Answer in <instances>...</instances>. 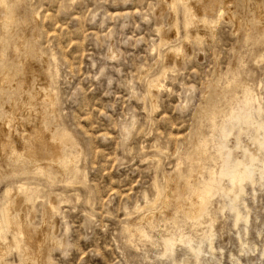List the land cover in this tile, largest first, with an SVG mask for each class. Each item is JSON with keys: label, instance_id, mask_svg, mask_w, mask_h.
<instances>
[{"label": "rangeland", "instance_id": "1", "mask_svg": "<svg viewBox=\"0 0 264 264\" xmlns=\"http://www.w3.org/2000/svg\"><path fill=\"white\" fill-rule=\"evenodd\" d=\"M207 1L214 9L206 17L214 21L220 5L216 0ZM259 1L264 12V0ZM255 2L233 0L230 6L242 23L222 20L214 33L203 30L201 21L186 30L184 21L192 15H185L181 6L174 11L163 0L18 1L15 9L27 22L26 50L17 53L14 42L7 54L15 57L14 64L20 57L35 61L51 88L57 90L56 111H46L45 127L54 133L68 129L78 137L80 146L75 149L78 167L63 174L54 172V179L28 166L20 175L0 177V201L7 188L18 191L25 184L21 194L32 192L35 200L30 211L34 215L26 225L31 235L53 220L47 241L52 250L42 264H160L155 259L160 238L172 222L182 224L185 215L173 202L165 205V194L158 196L157 191H163L167 177L179 176L178 167L184 174L196 172L193 182L201 177L199 171L210 170L211 150L204 146L211 134L213 120L209 118H220L223 108L227 110L241 95L242 82L253 84L264 97V57L259 58L264 55L260 44L264 20L253 9ZM196 17L200 19L197 12ZM173 20L179 25L178 36L172 33ZM200 30L208 36L189 39V43L188 33ZM165 31L171 36L163 41ZM108 46L118 53L115 57ZM172 52L178 57L167 60L166 54ZM43 57L48 58L47 63ZM164 67L172 70L160 89L151 80ZM0 113L2 117L1 109ZM184 184L181 178L175 194L182 201H186L181 191ZM145 195L157 202L147 204ZM247 199L253 214L246 239L254 252L241 251L235 229L224 216L215 223L218 261L212 264H264V255L259 253L264 251V193L259 191L254 202L250 195ZM5 235L7 261L24 264L26 258L13 233L6 231Z\"/></svg>", "mask_w": 264, "mask_h": 264}, {"label": "bare ground", "instance_id": "2", "mask_svg": "<svg viewBox=\"0 0 264 264\" xmlns=\"http://www.w3.org/2000/svg\"><path fill=\"white\" fill-rule=\"evenodd\" d=\"M18 1L19 0H0V109L3 113L2 117L0 113V177L20 175L26 172L28 166L30 169H35L39 173L46 175L48 179H54V172H56V174L59 172L63 174L72 167H78L77 163L79 159L75 149L79 146V141H77L78 137L76 136L77 138H75L68 129L64 130L63 128L62 132L54 133L45 127L44 124L47 121L46 111H56L57 90H55L54 87L51 88V85L41 69L30 56L26 58L20 57L17 59V63L14 64L12 62L15 57L12 54H7L8 48H13L14 42H16L17 53L26 50L25 47L28 34L24 33V31L26 30L27 22L24 15L20 12L17 13L15 9ZM163 1L167 2V5L174 11H178L181 6L183 8L182 12H184L185 15H192L191 19H186L184 21L186 30H189L192 24L197 27L198 21L202 22V27H199L203 30L207 29L208 32L216 31L218 24H221L222 20H229V22L234 21L236 25L242 23L240 17L234 13V7L232 8L230 6V4H233V0L215 1L216 5H220V8L218 9V16H216L217 19L214 21H210L209 18H207L208 16L206 17V14L208 12L211 13L214 9L212 6L206 4L208 1ZM262 7V3L256 0L253 9L257 11L260 15L259 17L264 20ZM196 12L200 15V19L196 17ZM36 18L39 19V15H37ZM248 32H251L250 29ZM172 33L175 36L179 35V25L177 21L172 25ZM262 33L264 34V32ZM204 34L205 36L207 35V33L202 30L196 33L190 32L188 33L187 40L189 41V39L198 36L203 37ZM35 36L37 37V35ZM170 36L171 33L165 31L162 36L163 41L168 40ZM260 44L264 45V39L260 41ZM108 47L111 56L115 57L118 53L114 47ZM179 48L178 51L181 53L182 50L180 49L184 47L181 44V48ZM175 57H178L177 52L166 54L167 60L175 59ZM262 57H264V55L260 54L259 58H261V61ZM53 59H55V57ZM43 60L47 63L48 58L43 57ZM169 70L164 67L161 74L159 73L155 79L151 78L152 85L162 89L160 86ZM246 72L247 71H245V74ZM235 74H237V72ZM56 77H58V75ZM54 83H56V81ZM147 83H150V81ZM225 108H223L224 111L221 113L222 115L219 119L214 120L213 118H209L213 120L210 123L211 134L206 137L204 146L208 152L211 150L212 166L208 168L210 170L207 173L199 171L198 173L201 177L196 178L193 182L191 177H197L196 172L194 173L192 170H187L186 174H184V170L178 167L179 176L173 175L172 177H167L165 179L163 191H157L158 196L162 193L165 194V205L169 204L171 201L185 215V221L182 224H180L182 221L180 223L176 221L172 222L171 226L166 227L165 234L160 238L159 242L157 240L159 249L156 253L157 255H155V259L160 264H163V261L169 264L217 263V249L214 245V240L217 236L215 223L219 218L224 216L229 220V226L235 229L236 240L241 246V251L254 252L253 246L250 244L252 242H248L246 239L250 234V226L252 224L251 213L253 214V207H251L252 205L247 199V195H250L252 202H254L257 199L259 191L264 193V97L259 96L253 84L242 82L241 95L237 96L229 104L227 110ZM129 129L131 128L129 127ZM80 143H82V141ZM125 149L126 148H124V150ZM158 156L159 155H157V157ZM179 165L180 164H178V166ZM77 170L79 171V169ZM78 176L80 178V174ZM181 178L185 179V184L182 185L181 191L185 194L186 201H182L175 196ZM27 180L28 179L25 181ZM40 182L42 181L40 180ZM19 183L21 184V182ZM50 186L54 187L52 185ZM25 187V184H22L18 191L7 188L0 201L2 204L0 208V213L2 215L0 221V264H13L8 262L6 258V231H11L13 233L19 250L23 251L26 258L24 264H42L46 261V256L52 250V246L49 247L50 245L48 246L47 241L51 235L48 230L52 227L53 220L46 221L43 228L39 229L36 235H31L27 229V222H31L34 215V213L33 215L31 213L32 210L30 211V209H32L31 204L33 203L34 197L30 191H27L24 195L21 194L22 189H25ZM188 192H191V194L189 195ZM148 197H145L147 204H149V201L153 200H150ZM153 198H155V196ZM154 200L156 201V199ZM54 203L56 202L53 201L49 204L51 214L52 211L55 210ZM150 204H152V202ZM158 208H160V206ZM152 211H154V209ZM56 213L57 212H55V214ZM52 216L54 217V215ZM148 219H151V216L148 217ZM226 223L225 221L224 224ZM202 226L203 229L199 230V227ZM257 234L260 236L261 231L259 230ZM21 239H25L26 243L23 244ZM152 239L153 238H151V240ZM254 247H256V245ZM256 249L258 250V247H256ZM259 253L260 256L264 255V251ZM206 255H208L207 258H205ZM232 255L234 254H231V257ZM236 260L240 261L241 259Z\"/></svg>", "mask_w": 264, "mask_h": 264}]
</instances>
